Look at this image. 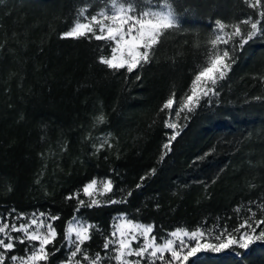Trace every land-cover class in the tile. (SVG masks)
I'll use <instances>...</instances> for the list:
<instances>
[{
  "label": "trees",
  "instance_id": "16d2710c",
  "mask_svg": "<svg viewBox=\"0 0 264 264\" xmlns=\"http://www.w3.org/2000/svg\"><path fill=\"white\" fill-rule=\"evenodd\" d=\"M97 2L0 0V216L13 209L14 215L58 214L61 250L50 264L68 255L63 229L77 201L65 197L93 178L110 177L115 187L108 195L116 199L132 195L126 203L76 213L96 226L90 254L104 255V239L122 214L154 224L159 239L204 222L231 227L249 201L264 200V103H246L264 94V85L253 79L264 71V38L235 54L219 103L182 123L163 161L171 130L164 113L157 115L173 89L180 97L205 60L213 22L255 18L253 11L243 0H175L181 29L165 39L136 80L135 72L114 74L97 62L100 42L60 38L79 8ZM101 112L106 123L97 125ZM104 139L111 147L96 152ZM79 198L87 203L82 192ZM16 254H24L23 245ZM202 264H264V243L251 245L242 258L225 252L202 257Z\"/></svg>",
  "mask_w": 264,
  "mask_h": 264
},
{
  "label": "snow or ice",
  "instance_id": "6c2138e0",
  "mask_svg": "<svg viewBox=\"0 0 264 264\" xmlns=\"http://www.w3.org/2000/svg\"><path fill=\"white\" fill-rule=\"evenodd\" d=\"M243 2L255 18L249 14L235 22L216 19L206 41V58L194 72L189 85L179 98L173 89L162 102L157 115L164 113V126L172 131L162 145L161 161L186 126V123H180L181 117L187 122L198 109L219 103L221 82L236 63L235 54L243 51L255 38H264V0ZM174 4L175 0H98L95 6L87 3L77 10L72 25L60 34V38L100 42L97 57L100 65L114 74L135 72V79L140 80L139 73L145 65L152 63L165 39L181 29V19ZM105 48L107 54H104ZM253 79L264 85V71ZM250 102L264 103V94L246 101ZM94 121L102 125L106 123V116L101 112ZM105 145L111 147L108 139H104L95 151L99 152ZM210 154L211 151L205 156ZM150 172L154 174L155 169ZM145 178L141 177V181ZM39 182L37 179L36 183ZM140 186V183L136 185L137 188ZM114 187L110 177L99 182L93 178L80 191L65 197L66 200L75 198L77 207L63 229L68 255L61 264H202V257L225 252L242 258L251 245L264 243V228H261L264 225V200H257L248 202L246 214L231 227L227 223L206 226L207 222H204L192 229L176 227L159 239L154 224H145L122 214L115 218L110 235L104 239V255L101 251L90 254L96 226L77 217L76 213L82 207L101 206L97 196L107 195L105 204L126 203L132 192L116 199L108 195L113 193ZM8 191H12L11 184ZM81 192L87 197V203L79 198ZM235 211L239 216L241 207L237 206ZM15 212L13 209L0 216V264H50L51 256L61 250L56 243L61 233L54 226L61 217L50 212L14 215ZM17 245L24 246V254H16Z\"/></svg>",
  "mask_w": 264,
  "mask_h": 264
},
{
  "label": "rangeland",
  "instance_id": "374dc122",
  "mask_svg": "<svg viewBox=\"0 0 264 264\" xmlns=\"http://www.w3.org/2000/svg\"><path fill=\"white\" fill-rule=\"evenodd\" d=\"M154 2H159V0H154ZM213 29H214V22H213ZM211 33H212V31L207 35V40H208V38L211 36ZM180 123L182 124V123H184V120H183V116L181 117V121H180ZM172 131V130H171ZM99 182V181H98ZM106 196V195H105ZM105 196H97L96 198L97 199H100L101 200V205L104 203V198H105ZM120 216V215H119ZM118 217V216H117ZM106 264H107V262H106Z\"/></svg>",
  "mask_w": 264,
  "mask_h": 264
}]
</instances>
